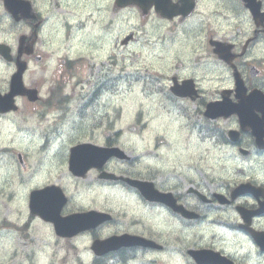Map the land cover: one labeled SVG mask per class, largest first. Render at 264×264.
Returning a JSON list of instances; mask_svg holds the SVG:
<instances>
[{
    "label": "flooded vegetation",
    "instance_id": "flooded-vegetation-1",
    "mask_svg": "<svg viewBox=\"0 0 264 264\" xmlns=\"http://www.w3.org/2000/svg\"><path fill=\"white\" fill-rule=\"evenodd\" d=\"M24 1L31 3L34 14H28V17H25L22 9L18 7L12 15L8 12L0 15V46H4L8 53L7 57L0 54V95L4 96L6 88L8 90L10 88L11 77L19 72L21 73L25 65L24 83L33 82L37 97L35 106L37 109H41L42 103H52L51 100L43 101L44 98L50 99L53 97V95H48V91L44 92L41 90V86H39L44 82L42 77L45 70L44 67L47 64V60L51 57L45 51L46 42L55 45L58 40L63 38L64 30L50 26L49 31L46 33L48 25L45 14L42 12L46 8H41L40 5L38 8L36 0ZM112 2L113 0H111V4ZM2 3L3 0H0V5ZM54 7H56V0H53L50 13ZM113 10L118 12L115 8ZM162 12L166 16H171L176 12H180V15L173 16L170 19L168 17H159L158 21L149 28L147 34L155 36L157 39L163 37L166 41L173 33H181L183 36H187V38L189 37L198 43V46L194 48L192 53L190 52V56H188L186 61L189 64H197L198 66L206 63L200 70L197 78L193 77V72H186L185 65L182 66L183 71L187 74L185 77H180V81L192 79L195 83V89L198 91L197 95H191L190 98L199 97L196 100L202 99V84L203 82L207 84L216 80V70H211V67H216L217 65H220L226 72L228 97L233 103L236 102V92L234 93V91L237 78L241 80L244 89L248 93L252 91L264 93V0H168ZM203 40L207 41L204 51L201 48ZM214 42L223 46V50H217L215 47L217 54L214 53V49L209 45V43ZM94 50L97 51L98 47L94 46ZM202 53L205 54V57L201 56ZM220 57L226 58V62L221 61ZM63 64L70 67L71 61L68 58L56 60L53 71L49 72V74L53 77L54 71L57 72ZM4 85L5 87H3ZM169 90L170 84L168 86ZM190 98L184 101H189ZM218 98L219 94L217 93L216 100ZM16 104L18 106L17 111L0 113V120L26 112L24 108L30 106L32 103H29L26 97H21L16 99ZM234 131L239 132L237 142L233 144L228 143L225 148L239 151L241 148L248 149L251 147L247 156L260 157L264 155L263 151H258L254 148V140L250 136V133H240L239 127ZM199 168L197 167L195 172L200 175L201 170ZM186 180L194 182L196 177L192 174V177ZM251 183L264 189V180ZM217 187L215 185V187L211 188L210 192H206L201 186H194L195 190L208 197L210 202L206 204H202L197 196L187 191V194L193 195H189V197L196 201L193 206L187 205L186 199L170 187L165 188V193L173 196L176 205L181 204L193 210L199 215V219H202L201 216L208 212L213 213L220 209H224V211L231 210L232 214L224 218L229 229L240 230L238 234L242 235L243 233L246 243L253 245L254 253L240 254L237 252L224 253L220 251V255L231 264H264V249L258 247L248 234L241 232L243 226L238 224L234 218L233 213H236L235 207L237 205L235 202L227 200L232 190L220 191ZM216 195H221L222 198H218ZM257 203L256 200L250 199L249 206L251 208L249 209H256ZM150 206L152 209H165L174 217L184 221V219L174 214L175 212L168 206L158 203H150ZM230 207L231 209H229ZM262 217H264V213L259 217L253 218L251 225L255 230L264 232V222L260 227L254 225L255 221ZM135 234L143 235V233ZM148 236L150 237L151 235L148 234ZM154 240L161 246L160 249L124 248L114 253L115 258L113 260L117 263L123 262L124 264H129L132 262L130 260H136L137 262L141 258L142 261V255L144 254L162 252L164 250L161 244L162 240L159 238H154ZM249 255L254 256L251 257Z\"/></svg>",
    "mask_w": 264,
    "mask_h": 264
},
{
    "label": "rangeland",
    "instance_id": "rangeland-1",
    "mask_svg": "<svg viewBox=\"0 0 264 264\" xmlns=\"http://www.w3.org/2000/svg\"><path fill=\"white\" fill-rule=\"evenodd\" d=\"M130 53H132V50L129 49L128 51H121L122 55H129ZM162 72H161V77L164 79V68H165V64L162 63V65H160ZM93 72V71H92ZM86 73H90L88 70L86 71ZM124 74H127L128 80L131 79V77L133 76H137L139 75L142 79H144V81H146V89L151 92L152 90L156 88L159 89V87L163 84V80L161 79H157L158 82H150L151 80H148V77H146V73L145 71H142L140 73H137L135 71H124ZM95 78L93 75H91L90 79ZM151 79H156V78H151ZM140 97H145V99L140 98ZM118 104V103H117ZM119 105V108H116V110H119L121 112V118L119 120V122H115V127L117 128H122L124 131V135L121 138V144L127 148L125 151L128 154H131L135 152L134 148L135 147H141L143 143H141L142 141H140V137L137 136V140L135 139L134 135H131L130 133L127 132V127L129 126H133V124H129L128 122L131 120V118L133 117L135 111L137 110H144L147 113H150L151 115L157 116L155 117L158 118L156 119L157 121L155 122L154 126L160 125V115L163 112V105H164V101L160 98V97H155V98H148V94L146 93H142V96H137V97H132L129 95L124 96V98L121 101V105ZM196 122H200L199 118H196ZM90 125H86L84 130L89 129ZM139 127V126H138ZM149 129V127L147 126L146 130ZM152 133L156 134L157 133V129L154 127L152 129ZM74 135H71V137H73ZM92 136H96V137H101L102 133L100 132L98 135H93ZM146 138V136L144 137V139ZM143 139V140H144ZM145 142V141H144ZM187 144H185L186 146ZM186 148V147H185ZM200 148L202 149V152H205V161H203V166H201V168H199V170H203V171H209L210 166H211V155L212 153L210 151L206 152V145H202L200 146ZM68 153L69 152H65L63 153V157L66 158L68 157ZM186 152L185 150H183V155H185ZM155 164H157L158 166H167L169 165V162L167 159L163 158L157 162H155ZM113 170H117L118 166L114 165L112 167ZM218 169L220 170V174H229V175H234V178L236 180V174L240 173L237 172L236 169V165H232L231 169H227L225 170L224 167L221 166V164H218ZM262 171L264 174V167L262 166ZM261 173V172H260ZM66 175V172H63V170L61 171V173L59 174H54L53 178L51 179V181L49 182H55L57 184H61V186L64 188V190L68 191L71 197H73V193L72 191H70V187L72 184V181L69 179H64L62 178L63 176ZM247 174H243L241 177H245ZM199 180L201 179L200 175H198ZM63 181H61V180ZM44 182H48L46 180H44ZM88 182V181H86ZM103 188L107 189V195L105 196V203L106 206H101L99 205V203H101L102 201H104V198L99 196L98 194L103 193L104 191L102 190ZM101 191L103 192H99L96 191L97 195H95V191H92V196L90 195V197L88 198V196L81 190L77 191V195L79 196V198H83V201L86 199H89L90 203L89 207H84L82 205H78L76 207H71V211H75V212H80V211H84V210H99L101 208H103V210L105 211H112L114 214H120L121 215V221L124 223L122 224V230L127 229L128 227H131L128 223L133 219H138L141 216V209L138 208V205L135 203H131V201H129L130 198L128 195H126L122 190H116L114 186L111 187H102ZM26 191V190H25ZM122 191V194H124V196H121L122 194H119V192ZM76 195V194H75ZM91 199V200H90ZM133 204V205H131ZM72 205V204H71ZM14 207L17 209L18 207H20L21 209L23 208V206H18V205H14ZM19 208V209H20ZM140 220H144L143 217H140ZM38 221H33L32 225H31V230L29 231L32 233V238L29 240V238H27V240H25L23 238V240L21 239V237H13V239H4L3 241H0V264H68L66 263V258L65 253L67 254V252L64 250V248L62 246H57L56 243H54V238H52L50 236V230L44 229L43 226L41 225L40 222L39 225L37 224ZM176 222V221H175ZM160 225L163 224L164 225V231L166 233V235L161 234V236L166 238V242H168L169 244L167 245V250H174L175 246L180 244V245H184L187 244L188 246H193V247H198L201 244H206V246L209 245H215V247H217L216 245L225 248L226 245H221V241L220 239L214 237L212 234H208L206 236V238L201 239L200 236L198 235L199 231L201 230V228H195L192 230L191 233H189V235L186 238V241L184 240V238H181V240H176V235L177 233L174 232L173 230V226L176 225V223L171 222V221H165V220H160L159 221ZM167 225V226H166ZM204 229V228H202ZM116 229L111 227L110 225H106L104 228H101L100 230L96 231V234L99 238H102L104 236H106L108 233H113V232H118ZM154 232H158L161 233V230L158 228H155ZM91 234H87L85 235V237L83 238H78L76 240L73 241H68L67 242V246L68 244H73L75 245L78 249L80 250H76V253H79V255L81 257H84V261H87L88 258L91 260V256H90V242H91ZM29 240V241H28ZM230 246L231 249H234L236 246L234 244H228ZM66 246V247H67ZM228 250V249H227ZM29 254V255H28ZM84 254L85 256L81 255ZM173 255L169 252H164V253H154V254H150L147 256L146 258V263H150V261L154 260V259H159L161 260L163 263L165 264H173V260H171V257ZM69 262V261H67ZM151 264H155V263H151Z\"/></svg>",
    "mask_w": 264,
    "mask_h": 264
},
{
    "label": "water",
    "instance_id": "water-1",
    "mask_svg": "<svg viewBox=\"0 0 264 264\" xmlns=\"http://www.w3.org/2000/svg\"><path fill=\"white\" fill-rule=\"evenodd\" d=\"M77 165H78V158L75 156L71 163V168L73 169L74 173H78ZM142 192L144 193V195H147L144 190H142ZM61 205L62 204L60 203L59 208L61 207ZM50 206H51L50 202L48 201L42 202L37 206L36 209L35 207H33V212L34 213L39 212L41 214L39 215L43 219L53 221L55 229L58 232H65L67 230V231H71L72 233V228H73V233H74L75 231H77V229H87L90 227H94L97 224H99L101 221L107 219V217L104 215H96V214H87L75 219H71L69 221H59L58 219H50L55 215L54 212L51 210ZM117 240L118 239L113 238L111 240L102 243L96 242L94 244V248L95 250H98L100 248L99 247L100 244H103V245H108L106 249H115L117 246H119V244L116 243Z\"/></svg>",
    "mask_w": 264,
    "mask_h": 264
}]
</instances>
